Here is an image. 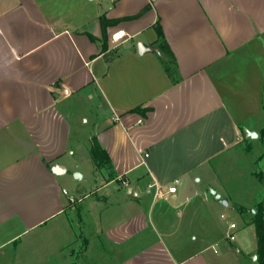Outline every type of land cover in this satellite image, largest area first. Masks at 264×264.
Instances as JSON below:
<instances>
[{
  "label": "crops",
  "instance_id": "0c3cea01",
  "mask_svg": "<svg viewBox=\"0 0 264 264\" xmlns=\"http://www.w3.org/2000/svg\"><path fill=\"white\" fill-rule=\"evenodd\" d=\"M89 95L98 111L72 140L69 113ZM81 150L92 185L69 195ZM244 153L254 166L220 173ZM261 159L264 0H0V250L63 217V264H259L229 184L261 183ZM40 242L29 264L62 260Z\"/></svg>",
  "mask_w": 264,
  "mask_h": 264
},
{
  "label": "rangeland",
  "instance_id": "374dc122",
  "mask_svg": "<svg viewBox=\"0 0 264 264\" xmlns=\"http://www.w3.org/2000/svg\"><path fill=\"white\" fill-rule=\"evenodd\" d=\"M97 111L98 104L96 103L94 98H90V95L87 97L86 104H84L83 102L73 103V109L69 113V117L73 122L72 140H80L84 138L86 134V127L91 126V123L93 122V114ZM82 151L83 150H81L80 152L76 151L74 155H70L68 170L64 174V187L69 192V195L73 194L75 196H78L80 189H88L92 185L90 183L89 176L91 168L93 167V163L91 160L87 159L84 153H81ZM235 151H237V153L241 152L240 149ZM235 151H233V153ZM233 153L226 155L224 157V160H230V158L232 159L234 157ZM242 156H244V159L242 161H233L231 164L229 163L225 167V171H221L220 173L223 172L222 174L225 177L226 175L231 176V174L233 176L236 173L239 174V171L241 170L246 171L254 166L250 163L251 154L244 153V155L242 154ZM259 165V170L261 171V183H258V181L251 179L249 175H242V179L232 180L229 184L231 189H233L232 191L235 193L234 195H232L231 205L229 208L233 209L235 205L236 208L242 207V209L246 211V214L252 219L254 218L255 213H253V211L257 208L258 205L257 202L264 199V159L260 160ZM255 169H258L257 165H255ZM109 173V170L105 169L104 174L108 176ZM77 174L82 175V177H77ZM249 208L252 209V211L248 210ZM229 218H232V215H229ZM233 218L236 219V221L240 224L239 229H241L244 222L242 220L243 218L235 215ZM246 231H249V235L247 236V234H244V236L248 237L250 245L255 244V240L256 242H258V239L255 237L253 227H250V230L246 229ZM239 232L240 233L238 235V239L233 240L235 241V243L239 242L241 240V236L243 235L241 230H239ZM34 236L39 237V240H41L40 244L42 245L44 241L47 240L46 248L47 250H49L48 252H52L56 255L61 252L62 260H54L49 264H63V217L58 221H54V223H52L50 227L40 229L38 232H34L32 234L24 235L19 241L1 249L0 264H29L28 254L31 251L33 252L35 248L38 249L37 245H34V248L33 245H31V240ZM30 247L32 248V250L30 249Z\"/></svg>",
  "mask_w": 264,
  "mask_h": 264
},
{
  "label": "trees",
  "instance_id": "16d2710c",
  "mask_svg": "<svg viewBox=\"0 0 264 264\" xmlns=\"http://www.w3.org/2000/svg\"><path fill=\"white\" fill-rule=\"evenodd\" d=\"M103 28L105 27V19L104 17H101ZM159 33L162 36V31L159 28ZM166 47V46H165ZM167 52L169 53V50L166 49V52L161 54L162 59L166 60ZM132 111L142 113L143 115L149 111V108H141L137 107L134 108ZM91 153L92 156L96 162L97 168H102L103 165L110 162V158L105 150H103L96 138L92 139V146H91ZM253 223L256 227V233L258 237V249H257V255H258V261L259 264H264V200L260 201L257 205V208L255 209Z\"/></svg>",
  "mask_w": 264,
  "mask_h": 264
},
{
  "label": "built area",
  "instance_id": "2783aa9c",
  "mask_svg": "<svg viewBox=\"0 0 264 264\" xmlns=\"http://www.w3.org/2000/svg\"><path fill=\"white\" fill-rule=\"evenodd\" d=\"M123 183L125 185H129V181L126 180V179L123 180ZM153 189L155 190L156 196L162 194V191H161L162 188H161V186L159 184H157V183H151V184H149L148 192H153ZM176 190H177V186L176 185H172V186L169 187V191L170 192H176ZM64 192L67 193V190L64 189ZM230 227L232 229H234V228L237 227V224L233 222V223L230 224ZM227 237L230 238L231 240H234L236 236H235V233L234 232H229L227 234Z\"/></svg>",
  "mask_w": 264,
  "mask_h": 264
},
{
  "label": "water",
  "instance_id": "95a60500",
  "mask_svg": "<svg viewBox=\"0 0 264 264\" xmlns=\"http://www.w3.org/2000/svg\"><path fill=\"white\" fill-rule=\"evenodd\" d=\"M138 51L140 53H144L146 51H156L158 53H160V49L158 48V46H154V45H145L144 43L142 42H139L138 43ZM252 133V136H257V133L256 132H251ZM250 133V134H251ZM58 172H61L63 170H65L64 166L62 165H59L58 168H57ZM77 177H80L81 175L80 174H77L76 175ZM222 202L226 205L229 204V201L227 199H221Z\"/></svg>",
  "mask_w": 264,
  "mask_h": 264
},
{
  "label": "bare ground",
  "instance_id": "6f19581e",
  "mask_svg": "<svg viewBox=\"0 0 264 264\" xmlns=\"http://www.w3.org/2000/svg\"><path fill=\"white\" fill-rule=\"evenodd\" d=\"M122 35L123 33H120V32L117 33V37L122 36Z\"/></svg>",
  "mask_w": 264,
  "mask_h": 264
}]
</instances>
